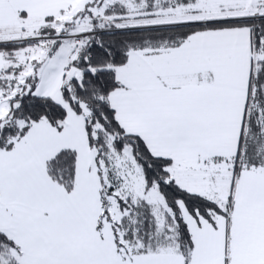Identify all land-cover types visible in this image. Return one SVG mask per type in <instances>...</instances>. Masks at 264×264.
<instances>
[{"label":"snow or ice","instance_id":"1","mask_svg":"<svg viewBox=\"0 0 264 264\" xmlns=\"http://www.w3.org/2000/svg\"><path fill=\"white\" fill-rule=\"evenodd\" d=\"M0 264H264V0H0Z\"/></svg>","mask_w":264,"mask_h":264}]
</instances>
